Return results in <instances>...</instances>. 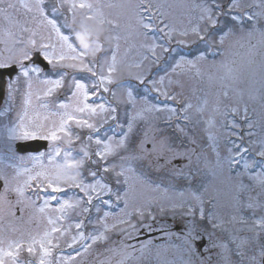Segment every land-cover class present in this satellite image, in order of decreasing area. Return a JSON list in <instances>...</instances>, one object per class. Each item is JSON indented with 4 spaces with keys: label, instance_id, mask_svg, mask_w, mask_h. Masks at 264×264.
<instances>
[{
    "label": "rangeland",
    "instance_id": "rangeland-1",
    "mask_svg": "<svg viewBox=\"0 0 264 264\" xmlns=\"http://www.w3.org/2000/svg\"><path fill=\"white\" fill-rule=\"evenodd\" d=\"M13 63L3 264H262L264 0H0Z\"/></svg>",
    "mask_w": 264,
    "mask_h": 264
},
{
    "label": "water",
    "instance_id": "water-1",
    "mask_svg": "<svg viewBox=\"0 0 264 264\" xmlns=\"http://www.w3.org/2000/svg\"><path fill=\"white\" fill-rule=\"evenodd\" d=\"M33 63L42 65L43 68H48L49 63L41 56L39 51H35L33 57L31 58ZM17 71L15 65L9 67L0 68V102L3 99L5 94V82L6 76L12 77L13 74ZM47 147V141L42 139H33L17 143V148L21 152L26 151H39L42 148ZM264 262V258H263Z\"/></svg>",
    "mask_w": 264,
    "mask_h": 264
},
{
    "label": "flooded vegetation",
    "instance_id": "flooded-vegetation-1",
    "mask_svg": "<svg viewBox=\"0 0 264 264\" xmlns=\"http://www.w3.org/2000/svg\"><path fill=\"white\" fill-rule=\"evenodd\" d=\"M26 61L27 60H25L24 61V64L25 65H27L28 63H26ZM13 64H16V63H13ZM12 64V65H13ZM0 67H5V66H1L0 65ZM17 73H19V69H18V71L11 77V78H7L6 77V92H5V94H4V96H3V99L1 100V102H0V106H2L3 105V103H4V101H5V98H6V95H7V91H8V87H9V84H10V81H11V79L15 76V75H17ZM17 143V142H16ZM16 143H15V149H17V145H16ZM144 232V233H143ZM152 231H142V233H141V235H139V236H137L135 239H143V238H141L144 234H149V233H151ZM153 236H149L148 238H152ZM148 238H146V239H148ZM206 246V244H205V242H203V244L200 246L201 248H203V247H205Z\"/></svg>",
    "mask_w": 264,
    "mask_h": 264
},
{
    "label": "snow or ice",
    "instance_id": "snow-or-ice-1",
    "mask_svg": "<svg viewBox=\"0 0 264 264\" xmlns=\"http://www.w3.org/2000/svg\"><path fill=\"white\" fill-rule=\"evenodd\" d=\"M26 6V5H25ZM73 7H75V5H73ZM79 7H81V8H84V7H91V5H89V4H84V3H81L80 5H79ZM248 19L249 20H251L252 19V17H248ZM25 75H27V72H25L24 73ZM77 87H83V85H77ZM15 130H13V132H14ZM24 135L25 136H28V135H31L30 133H24ZM51 138H53V139H55L56 137H55V134L53 133V135H52V137ZM261 155H264V153H261ZM261 183H264V178H262L261 179V181H260ZM28 251L29 252H32L33 251V249H31V248H29L28 249ZM6 255H9V256H11L12 255V253L11 252H9V253H7ZM0 264H3V262L2 261H0ZM41 264H43V262H41Z\"/></svg>",
    "mask_w": 264,
    "mask_h": 264
}]
</instances>
